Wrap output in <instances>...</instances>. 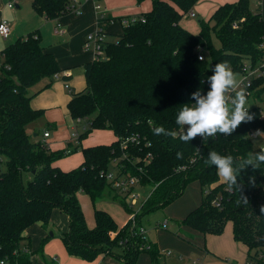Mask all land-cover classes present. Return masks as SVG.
Wrapping results in <instances>:
<instances>
[{"label": "trees", "instance_id": "trees-1", "mask_svg": "<svg viewBox=\"0 0 264 264\" xmlns=\"http://www.w3.org/2000/svg\"><path fill=\"white\" fill-rule=\"evenodd\" d=\"M137 1L141 4L144 0ZM152 2V9L138 16L136 22L124 24L123 20L131 17L120 18L124 25L121 33L97 29L103 37L102 53L97 51L95 59L86 65L87 90L74 94L68 104L74 119L87 122L80 141L94 129H108L116 135L110 144L51 150L48 144L35 141L38 137L33 140L28 126L43 117L44 109L32 107L35 93L30 89L44 78L53 80L61 72L59 61L42 44L38 30L20 37L1 53L0 261L48 264L31 259L20 246L27 238L25 231L36 222L48 226L56 208L70 219L69 229L62 235L69 254L94 261L102 254H111L115 246H122L124 251L118 258L125 264H137L144 251L151 254L152 262L158 261L165 251L152 241L150 250L137 248L135 244L144 240L137 233L132 236L131 224L119 226L107 210L96 208L95 226L87 224L80 191L96 203L110 188L125 209L132 211L127 196L115 192L102 175L115 162L118 174L122 168L124 173L139 178L140 188L154 187L141 206L139 224L143 215L167 206L191 183L199 182L201 201L181 224L206 236L222 234L231 222L235 239L249 248L248 261L264 264V165L257 170L251 166L242 169L236 189L227 187L214 165L204 164L213 150L232 155L237 161L253 151L251 132H264L260 106L249 107L254 119L242 123L231 136L217 133L205 140L197 135L185 143L178 136L154 134L160 126L179 133L175 121L181 105L195 103L191 97L197 90L206 95L210 90L207 78L216 63L227 61L234 73L242 72L247 62L252 67L264 65V17L260 9H252L250 0L227 2L208 21L201 19L200 32L194 33L181 20L199 0ZM32 3L47 19H57L71 9V0ZM213 34L220 46L215 45ZM201 53L203 59L199 58ZM248 88L247 97L264 101V75L255 77ZM133 135L139 136V143L122 148V138ZM79 148L85 158L81 165L68 171L55 165ZM148 153L153 158L147 161ZM178 153L182 155L178 157ZM24 174L30 175L28 183ZM127 238L131 245L122 243ZM45 241L37 251L44 250ZM26 245L31 246L29 239Z\"/></svg>", "mask_w": 264, "mask_h": 264}, {"label": "crops", "instance_id": "crops-1", "mask_svg": "<svg viewBox=\"0 0 264 264\" xmlns=\"http://www.w3.org/2000/svg\"><path fill=\"white\" fill-rule=\"evenodd\" d=\"M32 2L33 0H0V23L4 19H7L11 23L12 32L10 37L13 36L14 42L20 37L27 36L38 30L42 37V44L45 48L52 51L59 61L61 72L55 76L53 80L49 78L42 79L39 83L34 85L30 91L31 93H35L31 99L32 107L44 109L43 117L36 121V123H40L42 129L35 132L36 129H38V125L35 123L32 126L35 136L38 137L35 141H41L42 143L45 141L51 150H61L65 149L69 142L73 141L75 144L80 142V140H78L79 136L85 128L84 124L87 123L85 120L79 119V123H77L78 121L74 119L69 112L68 104L74 94H80L87 90L86 65L95 59V51L85 47V42L89 33L95 32L99 27L113 34L121 33L124 25L120 18L138 17L150 11L153 7V2L152 0H144L139 4L137 0H116L115 2L113 0H106L108 5L104 6V9L102 8L100 11L96 9L97 0H71L70 11L57 19H47L46 16L39 14L35 10ZM227 2H236V0H199L194 6L193 11L194 13L199 11L204 16L211 17L220 5ZM10 3H14V7H10ZM259 4L261 6V9H259L264 17V0H259ZM119 6H125L124 11L118 10L117 7ZM175 6L178 8L177 5ZM251 7L253 9L252 5ZM101 13H104V18H101ZM53 20H55L54 22L56 23L53 33L54 39H50L48 33L46 34V39L44 38L45 34L42 32L44 27L46 28L44 22ZM181 23L183 24L182 21ZM32 28L34 31H32ZM59 29L63 30V32L58 33L57 30ZM7 39L0 34V53L9 45ZM48 83H50V85L45 87ZM67 84L70 85V89L66 86ZM79 127L82 128L79 129ZM47 130L50 131V136L45 137L44 133ZM97 130L108 131L112 136L109 138L101 136V134L98 136H88L84 138L81 143L83 147L113 142L116 139L112 130ZM68 157L59 159L55 162V165L68 171L81 165L85 159L82 150L72 153ZM94 205L95 209L99 208L110 212L121 227L125 225L126 221H120L112 210L105 209L104 207H97L96 203H94ZM191 208L193 207L190 206L187 214ZM85 216L89 227H94L96 224L95 214L94 219L87 216V213H85ZM44 227L47 228L45 225ZM185 227L188 231L187 233L193 237L190 238V240L200 244L199 257H201L206 264H245L248 261L249 248L243 242L235 239L233 224L231 222L227 224L225 231L220 235L207 234L205 236L203 233L191 227ZM156 244L161 252L171 250H162L159 242ZM174 245L182 247L180 243ZM40 255L34 258L44 263L45 259L41 258ZM171 255L163 254L165 257ZM76 259L77 258H73L71 264H79L80 261H82ZM84 262L87 264L86 260H84ZM97 262L98 259L91 264H97ZM137 264H146V259L137 261ZM148 264H153L151 256L148 260Z\"/></svg>", "mask_w": 264, "mask_h": 264}, {"label": "rangeland", "instance_id": "rangeland-1", "mask_svg": "<svg viewBox=\"0 0 264 264\" xmlns=\"http://www.w3.org/2000/svg\"><path fill=\"white\" fill-rule=\"evenodd\" d=\"M97 1L102 5L103 9L104 6L108 5V3H106V0H97ZM113 1L115 2L116 0ZM250 5L253 6L254 10L259 8L261 9L259 0H250ZM117 9L120 11H124L125 6H119L117 7ZM209 17L210 16H204L199 11H196L194 15H191V13L187 12L184 13L181 21L183 22L185 27H188L189 30H191L194 33H198L200 32L201 29L200 20L205 19L206 21H208L210 19ZM54 21L55 20L44 22V25L46 26V28L44 27V30L42 31L45 34L44 38L47 37L46 34L48 33L50 39H54L53 33L56 26V23ZM32 31H34V29ZM213 35H214L213 38L215 45L220 46L221 45L220 40L217 38L215 34ZM7 40L9 44L14 42L13 36L8 38ZM85 47L87 48L86 45ZM105 55L106 54H103V57ZM236 74L238 75V80L240 82L243 77V72L237 71ZM240 89H243L245 91L244 88H240ZM247 101L249 106L256 105V106H260L261 108H264V101L255 99L253 96L247 97ZM35 123L36 122L31 123L28 126V131L30 132V135L33 140L36 138L35 133L32 129V126ZM77 123H79V121ZM36 124L38 125V129H36L35 132L39 131V129H42V126L40 125L39 122H37ZM81 128L82 127H79V129ZM99 134H101V136H105L106 138L112 136V134L108 131H101L97 129L90 131L88 136H92V135L98 136ZM255 139L260 142V145H256L253 143V151L258 152L260 151V147L264 146V136L262 137L257 136L255 137ZM82 141L83 139L76 144L73 141L69 142L68 146L65 149L82 145L81 144ZM111 142H106V143H111ZM80 150L82 149L79 148L77 151ZM77 151L73 153H76ZM71 154L66 155L63 158H66ZM3 168L6 169V165H3ZM109 171L117 173L115 162L114 163L112 162L110 164ZM29 178H30L29 174H24L25 183H28ZM153 188H154L153 186L152 187L146 186L144 188H139L141 197H140V201L135 206L131 207L130 202L128 200L129 198L125 199L127 204L132 208V211L138 210L137 217L139 214H141L142 212L141 206L150 196L151 192H153ZM200 195H201L200 183L193 182L187 187L185 193L181 197L177 198L176 200H174L173 202H171L170 204H168L163 208L156 209L151 213L142 216V221H141L142 225L146 228L148 237L151 239V241L155 243L159 242L162 250L171 249V251L173 252L171 256L165 257L162 255L161 258L158 261L153 262V264H194V260L199 258V249L201 246L196 241L190 240V238L193 237H191L190 234L187 233L188 231L186 230L185 225H182L181 222L184 220L190 206L194 208L197 204L200 203ZM78 197L80 198L79 201L82 204L84 212L87 213V216L92 217L94 219L95 205L90 195L84 193L83 191H80L78 192ZM96 205L97 207H104L105 209L107 208L112 210L120 221H126L125 225H123L125 228L131 224L130 222H131L132 211L127 212L125 207L120 203V200L114 197V194L112 193L110 188L105 191L104 197L99 199L96 202ZM166 219L168 220V227L167 228L161 227V224L164 223ZM69 223H70L69 216L61 209L56 208L54 211V215L51 219V222L49 223L47 228L44 227L42 222H36L25 231V235L27 238L26 240H23L21 242V246H20L21 249H25V250L28 249L26 253L31 259H36L34 257L41 254L40 257L45 259L44 262H47L48 264L54 263L53 258L55 257V255H57V258L55 259V263L59 262L60 264H71V262H73L72 261L73 258H77L76 260H82L80 261L79 264H86V262H84L85 259H82L80 257H75L66 251V247L64 245L62 235L65 231L69 229ZM44 238H46L45 247H44L45 250H43L42 252L37 251V249L41 246V243L44 240ZM28 239L31 242V246H29V248H27L28 246L26 245ZM176 243L177 244L180 243L182 247L175 246L174 244ZM123 251H124V247L115 246L111 254L109 253V254L100 255L97 258L98 262L99 264H125L123 260L118 258V255L123 253ZM150 256L151 254L147 251L141 252L138 261L146 259V264H148V260L150 259ZM166 258H167V262H166ZM86 261L87 264H91L93 262L88 260Z\"/></svg>", "mask_w": 264, "mask_h": 264}, {"label": "clouds", "instance_id": "clouds-1", "mask_svg": "<svg viewBox=\"0 0 264 264\" xmlns=\"http://www.w3.org/2000/svg\"><path fill=\"white\" fill-rule=\"evenodd\" d=\"M211 75L207 78L210 90L206 95L197 90L192 94L191 101L181 105L176 116V124L179 126V133L166 130L163 126L154 130L155 135H164L178 138L185 142H191L197 135L207 140L217 133L231 136L242 124L251 122L254 115L249 112L246 92L239 88L238 75L233 72L227 61L216 63L211 68ZM234 93V95H232ZM187 126L186 130L184 126ZM257 136H264V133L257 131L252 135L253 143L260 145L255 139ZM178 153L177 156H181ZM204 164L215 166L217 175L228 188L238 189L237 176L241 170L251 166L254 170L264 165V147L260 151H250L244 158L237 161L232 155H221L217 151H210ZM247 202L246 198L243 199ZM264 213V207L261 208Z\"/></svg>", "mask_w": 264, "mask_h": 264}, {"label": "built area", "instance_id": "built-area-1", "mask_svg": "<svg viewBox=\"0 0 264 264\" xmlns=\"http://www.w3.org/2000/svg\"><path fill=\"white\" fill-rule=\"evenodd\" d=\"M10 7H14V3H10L9 4ZM96 9L100 10L102 9V5L97 2L96 4ZM191 15H194L195 13L192 11L190 12ZM104 13H101V18H104ZM138 20L137 17H131L130 19H124L123 23L124 24H129L132 22H136ZM143 21H145L144 19H142ZM97 31V30H96ZM90 32L87 40L85 42V45L87 46L88 49H92L95 51V53L97 51H99V53H102V51L100 50V45L101 42L103 40V37L98 35L97 32ZM12 32V27H11V23L7 20L4 19L1 21L0 23V34L1 36H3L5 39L9 38ZM58 33H62L63 30L59 29L57 30ZM93 46V47H90ZM264 46V44L262 45ZM203 54L201 53L199 55L200 59H203ZM2 54L0 53V60H1ZM1 64V61H0ZM264 65H258L256 67H252L251 64H249L248 62L244 64L243 66V77L241 79V81L239 82V88L237 90H239L240 88H244L245 92L249 95V88L248 86H250L252 84V81L255 77H259L261 75H264V69H263ZM69 89H70V85L67 84L66 85ZM232 95H234V93H232ZM260 112L262 117L264 118V108L260 107ZM79 120H81L79 118ZM257 131H253L251 132V136L256 133ZM261 133H264L263 131H259ZM45 137L50 136V131H46L44 133ZM200 136V135H199ZM139 136L138 135H133L132 137H127V138H122V147H127L129 144H134V143H139L138 142ZM44 145H47L46 142H43ZM264 147V146H263ZM153 158V154L152 153H148V155L145 157V159L151 160ZM1 159V157H0ZM117 161V160H116ZM121 173L118 174L115 172H110V171H106V172H102V175L105 176L112 185V188L114 189L115 192H118L121 196H127V198H129V202L131 207L135 206L136 204H138V202L140 201V191H139V186H141L139 184V178L137 176H132L130 174H126L123 172L122 168H121ZM119 171V172H120ZM123 172V173H122ZM138 210L132 211L131 212V232H132V236H134V234H138L143 240L144 242H137L135 244V246L137 248H139L140 250H150L152 248L151 245V240H149L148 234H147V230L146 228L139 224L138 218H137V212ZM168 226V221L165 220L164 223L161 224V227L167 228ZM136 227L138 228V232L135 230ZM150 241V242H149ZM123 244H130L131 242L129 241V239L127 238L126 240L122 241ZM128 247V246H127ZM26 251H28V249H26ZM166 255H171L172 251L171 250H166L165 251ZM57 258V256H55L54 259V263L53 264H60L59 262L55 263V259ZM0 264H9L8 261L6 260H1ZM30 264H39L37 262H32ZM194 264H206L204 262V260H202L200 257L198 259L194 260ZM245 264H252L251 261H247Z\"/></svg>", "mask_w": 264, "mask_h": 264}, {"label": "water", "instance_id": "water-1", "mask_svg": "<svg viewBox=\"0 0 264 264\" xmlns=\"http://www.w3.org/2000/svg\"><path fill=\"white\" fill-rule=\"evenodd\" d=\"M53 234V233H52Z\"/></svg>", "mask_w": 264, "mask_h": 264}]
</instances>
